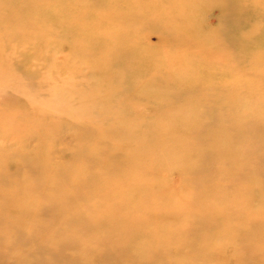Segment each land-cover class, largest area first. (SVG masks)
Listing matches in <instances>:
<instances>
[{
	"label": "rangeland",
	"instance_id": "rangeland-1",
	"mask_svg": "<svg viewBox=\"0 0 264 264\" xmlns=\"http://www.w3.org/2000/svg\"><path fill=\"white\" fill-rule=\"evenodd\" d=\"M0 264H264V0H0Z\"/></svg>",
	"mask_w": 264,
	"mask_h": 264
},
{
	"label": "bare ground",
	"instance_id": "bare-ground-1",
	"mask_svg": "<svg viewBox=\"0 0 264 264\" xmlns=\"http://www.w3.org/2000/svg\"><path fill=\"white\" fill-rule=\"evenodd\" d=\"M142 159V158H141Z\"/></svg>",
	"mask_w": 264,
	"mask_h": 264
}]
</instances>
